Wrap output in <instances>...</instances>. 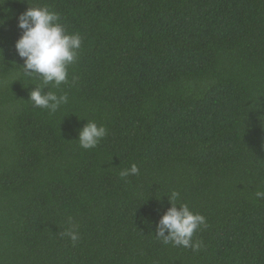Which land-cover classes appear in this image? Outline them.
Instances as JSON below:
<instances>
[{"label": "trees", "instance_id": "1", "mask_svg": "<svg viewBox=\"0 0 264 264\" xmlns=\"http://www.w3.org/2000/svg\"><path fill=\"white\" fill-rule=\"evenodd\" d=\"M0 264H264V0H0Z\"/></svg>", "mask_w": 264, "mask_h": 264}]
</instances>
